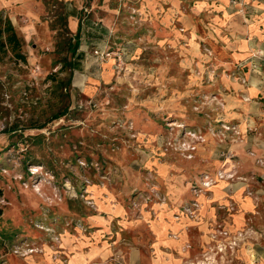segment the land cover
<instances>
[{
  "label": "rangeland",
  "instance_id": "374dc122",
  "mask_svg": "<svg viewBox=\"0 0 264 264\" xmlns=\"http://www.w3.org/2000/svg\"><path fill=\"white\" fill-rule=\"evenodd\" d=\"M0 19V264H264V0Z\"/></svg>",
  "mask_w": 264,
  "mask_h": 264
},
{
  "label": "trees",
  "instance_id": "16d2710c",
  "mask_svg": "<svg viewBox=\"0 0 264 264\" xmlns=\"http://www.w3.org/2000/svg\"><path fill=\"white\" fill-rule=\"evenodd\" d=\"M1 22V19H0ZM4 28L0 30V32H5L6 37L5 41H3L4 44H10L12 45L11 50L14 51V55L17 57L23 58V56L18 52L20 45H21V39L16 35V32L13 28V25L11 24L9 19H6L4 22ZM70 81V78L68 79V82ZM2 207L0 206V216L2 215Z\"/></svg>",
  "mask_w": 264,
  "mask_h": 264
},
{
  "label": "crops",
  "instance_id": "0c3cea01",
  "mask_svg": "<svg viewBox=\"0 0 264 264\" xmlns=\"http://www.w3.org/2000/svg\"><path fill=\"white\" fill-rule=\"evenodd\" d=\"M6 1H7V0H6ZM9 1H10V2H11V1L18 2L19 0H18V1H17V0H8V2H9ZM20 1H21V0H20ZM249 204H250V203H248V206H249Z\"/></svg>",
  "mask_w": 264,
  "mask_h": 264
}]
</instances>
